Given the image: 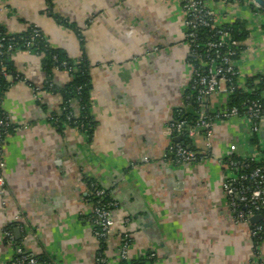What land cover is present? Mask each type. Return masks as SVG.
<instances>
[{
    "label": "crops",
    "instance_id": "obj_1",
    "mask_svg": "<svg viewBox=\"0 0 264 264\" xmlns=\"http://www.w3.org/2000/svg\"><path fill=\"white\" fill-rule=\"evenodd\" d=\"M210 5L221 26H243L242 83L264 98V13L225 0ZM185 21L176 1L0 0V26L9 34L37 27L54 50L71 60L87 58L94 124L90 136L56 128L52 120L63 113L70 74L54 69L51 77L44 53L12 55L24 81H12L5 93L15 129L5 144L0 264L15 257L4 235L9 227L20 228L21 244L43 264H96L101 245L87 223L92 183L119 202L108 244L112 260L129 218L133 252H155L150 264H255L250 226L233 221L219 163L230 144L240 157L257 153L259 142L246 137L245 122L216 124L212 143L219 160L175 166L167 159L174 143L167 128L192 82ZM227 102L216 95L209 110ZM192 139L197 149L205 144L199 135Z\"/></svg>",
    "mask_w": 264,
    "mask_h": 264
},
{
    "label": "built area",
    "instance_id": "obj_2",
    "mask_svg": "<svg viewBox=\"0 0 264 264\" xmlns=\"http://www.w3.org/2000/svg\"><path fill=\"white\" fill-rule=\"evenodd\" d=\"M176 1L182 5L186 15L185 39L190 48L193 61L192 82L189 94L185 97V104L182 109L176 112L173 121L167 128L170 136H182L183 138L201 136L205 138V144L197 149L195 146H185L183 143H173L167 153V159L175 166L194 165L199 162H211L214 160V145L212 138L216 124L238 119L245 122L249 139L259 136L260 125L264 120V103L261 99H246L241 106L229 107L230 97L240 93H249L246 84L242 83L243 75L238 69L237 59L242 49V43L232 36V29L223 28L219 19L211 8L215 0H166ZM234 5L242 6L245 0H225ZM257 8V7H256ZM43 39L42 31L34 27L30 34L23 36H0V57L7 54L12 55L22 50L32 52L38 48ZM57 65L55 70L67 69L69 63L63 61L58 63V57L54 56ZM72 69L68 71L71 72ZM0 76L8 83L23 82L21 74L10 71L4 61H0ZM49 89L53 90V83H49ZM77 93L82 88H77ZM216 95H225L228 102L219 110L210 111L209 101ZM74 99L70 94L65 101L63 112L65 118L71 125L77 126L81 121L74 120L75 113L71 111L69 103ZM264 100V98H262ZM5 95L0 93V197L8 192L5 177V144L11 136L10 128L14 127L13 121L4 110ZM72 108L74 105H71ZM193 106L198 120L190 122L184 116V110ZM83 127V124H81ZM237 145L230 144L226 154L220 158L219 163L224 168L223 189L227 196L228 208L236 225L250 226V235L255 252V264H264L261 246H257L254 240L263 242L264 245V166H257L253 163L260 160L264 155L244 154L237 155ZM253 164L256 166L253 168ZM98 183H96L97 185ZM96 202H92V197ZM109 191L98 188L89 193L87 204L90 206V215L87 223L93 230L95 238L101 244L108 245L113 238L114 232V210L119 207V202L110 200L105 202ZM261 216L262 219L256 225H250V219ZM131 220H125V232L118 236L119 244L116 256L113 260L117 264H141L137 260H149L151 263L156 254L147 252L144 254L134 253V237L129 232L128 225ZM9 246L15 250V257L7 264H43L39 257L33 252L25 250L21 240L17 238L14 231L6 229L4 232ZM108 250V249H107ZM96 264H111L112 258L108 251L102 250V246L96 257ZM148 262V264H150ZM143 264V263H142ZM254 264V263H253Z\"/></svg>",
    "mask_w": 264,
    "mask_h": 264
},
{
    "label": "trees",
    "instance_id": "obj_3",
    "mask_svg": "<svg viewBox=\"0 0 264 264\" xmlns=\"http://www.w3.org/2000/svg\"><path fill=\"white\" fill-rule=\"evenodd\" d=\"M34 28V27H33ZM223 28H230L232 29V36L238 41H242L246 37V33L241 30L243 26L239 24L238 22L234 24H229L223 26ZM32 31V28L29 29L24 34H20L23 36H26L30 34ZM43 33V32H42ZM0 36H19L17 35H11L9 34L3 27L0 26ZM48 39L46 36L43 34V39L40 41V44L38 48L32 50L33 53H44L45 56V66L49 74L54 72V67L57 65L56 61H54V56L58 57V63H61L63 61H66L69 63V67L67 69H61L62 71H67L70 74V77L72 79L71 84L63 90V95H64V105L65 101L67 102V98L70 96V94L74 95V99L69 103V106L71 107V111L75 113V119L74 120H79L81 121V124H83V127L81 124L77 126H73L70 124V122L65 118L64 112L62 115L59 117H54L52 122L54 123L55 127L62 130H65L66 128H75L80 130L83 134L90 136L92 133V130L94 128L93 124V119L90 117L89 111H88V105H89V89H90V63L87 60V58L84 56V58H81L79 60H71L69 59L63 52L54 50L53 47L48 43ZM26 51V50H22ZM4 61L8 67V69L14 73L15 68L13 67V62H12V53L7 54L4 57H0V61ZM72 69L71 72L68 70ZM264 82V81H263ZM264 86V83H263ZM10 87V83L6 82L1 76H0V93L4 94L7 92L8 88ZM77 88H82V91L78 94ZM51 90V89H50ZM261 99L260 94H255V95H248L245 93H240L237 96L230 97L229 99V107H234L238 106L240 107L242 102L246 99ZM262 102L264 103V100L261 99ZM71 105H74L73 108ZM75 106L78 108L77 113L75 112ZM184 116L189 119L190 122L195 120H198V117L196 115V112L193 109V106H190L188 109L184 110ZM14 127L10 128L11 133L14 132ZM185 146H194V141L193 139L186 137L183 139L182 142ZM251 143L257 144L258 143V138L255 137L254 139L251 140ZM254 164L257 166H264V157L261 158L260 160H255L253 161ZM253 164V168L256 167ZM93 183L90 186V191H93L98 188H103L99 183L96 185V183L93 185ZM93 203L96 202V197H92ZM110 201V200H116V198L113 196L112 192L109 191V196L105 199V202ZM118 202V201H117ZM8 229H11L14 231V227H9ZM254 243L257 246H261V249L264 248L263 242H260L259 240H254ZM102 250L108 251V245L106 244H101ZM264 255V253H263ZM41 262L46 261L45 259H41ZM134 262H142L143 264H148L149 260H137ZM141 263V264H142ZM150 263V262H149Z\"/></svg>",
    "mask_w": 264,
    "mask_h": 264
},
{
    "label": "water",
    "instance_id": "obj_4",
    "mask_svg": "<svg viewBox=\"0 0 264 264\" xmlns=\"http://www.w3.org/2000/svg\"><path fill=\"white\" fill-rule=\"evenodd\" d=\"M235 6H237V5H235ZM245 6L248 8L252 7L254 10V13H257V12L264 13V0H252L250 3H249V0H245L244 5L237 6V7L241 8V7H245ZM171 138L173 139L174 143H182L183 139H184L182 136H171ZM257 138H258V142L260 145L258 144L259 148L257 149V153L255 154V156L260 157V156L264 155V146H263L264 143H262L263 139H264V120L261 122L260 132H259V136ZM218 158L219 157H216V155L214 153V160L213 161H215V159L217 160ZM261 219H262L261 216H256V217L251 218L250 219V225L251 226L256 225L258 222L261 221ZM15 234H16L17 238L21 237L20 228H15Z\"/></svg>",
    "mask_w": 264,
    "mask_h": 264
},
{
    "label": "rangeland",
    "instance_id": "obj_5",
    "mask_svg": "<svg viewBox=\"0 0 264 264\" xmlns=\"http://www.w3.org/2000/svg\"><path fill=\"white\" fill-rule=\"evenodd\" d=\"M264 20V19H263ZM246 137H247V134H246ZM263 146H264V144H263ZM240 147V146H239Z\"/></svg>",
    "mask_w": 264,
    "mask_h": 264
}]
</instances>
